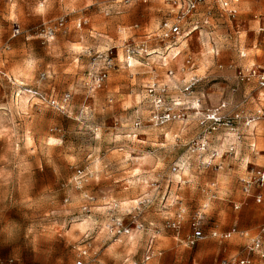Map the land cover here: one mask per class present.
<instances>
[{
	"label": "clouds",
	"instance_id": "obj_1",
	"mask_svg": "<svg viewBox=\"0 0 264 264\" xmlns=\"http://www.w3.org/2000/svg\"><path fill=\"white\" fill-rule=\"evenodd\" d=\"M0 264H264V0H0Z\"/></svg>",
	"mask_w": 264,
	"mask_h": 264
}]
</instances>
